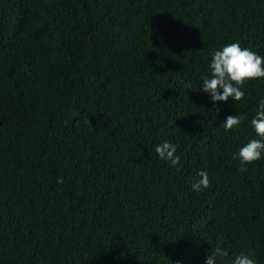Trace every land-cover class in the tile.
<instances>
[{
	"label": "trees",
	"instance_id": "obj_1",
	"mask_svg": "<svg viewBox=\"0 0 264 264\" xmlns=\"http://www.w3.org/2000/svg\"><path fill=\"white\" fill-rule=\"evenodd\" d=\"M236 42L264 56V0H0V264H264V78L200 87Z\"/></svg>",
	"mask_w": 264,
	"mask_h": 264
},
{
	"label": "clouds",
	"instance_id": "obj_2",
	"mask_svg": "<svg viewBox=\"0 0 264 264\" xmlns=\"http://www.w3.org/2000/svg\"><path fill=\"white\" fill-rule=\"evenodd\" d=\"M209 68L210 75L202 78L200 85L202 90L209 93L214 102H226L230 97L237 102L245 96L242 86L246 81L264 78V56H260L248 48H242L238 42L231 43L212 54ZM243 119L244 117L238 115H229L222 126L225 130H231L238 127ZM251 125L259 139H251L239 149L238 158L241 163V171L247 170L244 165L260 160L262 152H264V101L260 102L256 115L251 119ZM176 151V145L168 141L155 146L158 157L172 165L179 164L180 157L175 155ZM199 175L202 179L192 185L193 189L200 190L202 187H209L207 172L201 171ZM227 254L226 249L217 246L211 255H207L206 264H216L217 257H224ZM233 264H255V261L248 255L241 254L235 258Z\"/></svg>",
	"mask_w": 264,
	"mask_h": 264
}]
</instances>
